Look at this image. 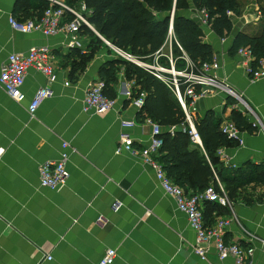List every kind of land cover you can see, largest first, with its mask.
<instances>
[{
	"label": "crops",
	"instance_id": "obj_1",
	"mask_svg": "<svg viewBox=\"0 0 264 264\" xmlns=\"http://www.w3.org/2000/svg\"><path fill=\"white\" fill-rule=\"evenodd\" d=\"M48 1L67 5L66 0ZM238 1L241 12L232 15L230 34L220 37L202 24L204 41L212 45L213 59L220 63L211 73L230 83L253 109L249 120L261 125L253 133L242 131V143L222 147L220 159L229 169L264 160V80H252L242 57L232 51L237 33L257 35L264 29V0ZM34 5L35 0H0V74L11 53L48 45L58 76L52 94L33 117L28 106L46 84L43 74L28 71L20 101L0 86V264H97L107 248L118 250L121 264H236L234 257L221 261L212 243L207 259L198 256L197 233L157 180L155 169L129 151L117 153L123 131L139 149L152 136V125L138 117L134 82L126 78L124 64L116 70L114 107L105 114L83 111L89 84L102 79L101 66L111 59H126L101 45L79 67L81 59L70 53L66 34L14 30L10 17L23 20L34 15ZM182 14L199 22L202 17L191 1ZM171 18L173 26L174 13ZM79 35L80 49L87 50L91 36ZM196 107L197 119L214 110L223 122L231 120L233 109H240L237 98L222 90L211 91ZM123 120H135L137 125L123 128ZM63 142L69 143L67 184L60 190L42 187L40 167L60 158ZM227 200L226 205L206 200L205 222L231 219L224 230L226 242L253 247L251 264H264V184L247 187L235 201Z\"/></svg>",
	"mask_w": 264,
	"mask_h": 264
},
{
	"label": "trees",
	"instance_id": "obj_2",
	"mask_svg": "<svg viewBox=\"0 0 264 264\" xmlns=\"http://www.w3.org/2000/svg\"><path fill=\"white\" fill-rule=\"evenodd\" d=\"M190 1L197 10L206 11L208 25L220 37L232 32V15L241 12L238 0H66V3L76 9L85 5L90 10V23L105 40L144 61H150L153 54L165 48L174 13L172 53L179 58L181 67L186 64L180 58L183 54L198 65L212 61L214 54L212 45L204 41L201 22L182 14L190 6ZM49 6L48 0H35L37 13L23 20L40 19ZM67 13V19L74 17L71 12ZM80 33L91 36L89 48H70V53L79 54V67H84V62L93 57L99 46H110L87 25ZM241 47L251 48L256 58L253 64L256 65L264 58V29L257 35L237 33L232 51L237 53ZM122 64L126 67V78L134 82V97L144 93V105L138 117L150 118L163 127V144L158 160L176 184L190 194L202 193L213 186L218 194L232 201L237 200L247 187L264 184V160L259 163L248 161L235 169L224 167L218 151L222 147L239 144V140L222 131L221 115L208 110L203 117L196 119L202 145L194 142L178 98L165 82L145 68L118 58L107 61L99 70L100 78L106 83V94L112 98L115 96L116 70ZM229 100L235 99L230 97ZM248 117L242 110L233 109L230 119L241 132L253 133L258 127ZM216 177H219L223 188ZM213 206L216 209L221 207ZM205 217L207 219L204 212Z\"/></svg>",
	"mask_w": 264,
	"mask_h": 264
},
{
	"label": "built area",
	"instance_id": "obj_3",
	"mask_svg": "<svg viewBox=\"0 0 264 264\" xmlns=\"http://www.w3.org/2000/svg\"><path fill=\"white\" fill-rule=\"evenodd\" d=\"M67 11L73 14L74 17L72 19H67ZM89 12L90 10L85 5H82L81 9H76L53 1L40 19L19 20L15 16H11L10 24L14 30L22 33L39 31L45 36H56L63 33L68 38V47L83 48V42L79 35L80 30L84 25L94 29L93 24L89 21ZM201 15V24H208L206 11H201ZM172 34L173 26L171 24L169 29L170 38L173 36ZM100 37L116 54L145 68L169 86L185 111L186 121L190 126V134L194 142L202 145L201 136L196 128V105L199 99L205 97L211 91L222 90L226 92L228 95L237 98L240 110L244 114H254L249 103L231 87L230 83L219 79L211 73L212 70L220 68L218 60L213 59L198 65L190 61L186 54H183L180 58L184 59L186 64L180 67L178 65L179 58L174 57L171 47V54H165L163 52L164 49L161 48L153 54L150 61H144L131 52L129 53L113 46L102 36ZM237 55L242 57L245 70L249 73L252 80H264V58L254 65L253 62L256 58L250 47H241L237 51ZM52 57L53 52L50 46L33 45L27 52L11 53L2 67L0 86H3L7 94L16 101L24 98L23 86L31 68L45 76L46 84L40 87L29 103L28 110L31 117L35 115L40 105L52 94L51 85L57 80V70ZM105 89L106 83L102 79L95 80L89 84L83 101L84 112L105 114L114 107L115 100L106 94ZM133 104L141 109L144 105V93L134 97ZM147 121L152 125V136L148 145L142 149L136 148L130 134L123 131L120 134V145L117 153L119 154L123 150L129 151L135 156H140L144 162L155 169L157 180L166 193L175 198L178 209L187 215L191 227L197 233V244L194 247V252L198 256L202 259H207L209 244L212 243L221 261L234 257L236 264H251V259L255 252L253 247H244L238 242H226L223 237L224 230L231 223V219L217 220L212 225H208L205 222L202 207L204 201L219 200L226 205L228 203L227 198L218 194L213 186L208 187L202 193L190 194L183 187L176 184L167 175L163 164L158 160L160 148L163 144L161 136L162 126L150 118ZM253 124L258 128L261 127L258 120L253 121ZM135 125H137L135 120L122 121L123 128H131ZM221 129L230 137L237 138L239 144L242 143L241 131L232 120L224 121ZM68 146V142H63L60 158L41 165L40 183L42 187L60 190L66 186L69 177L66 167L69 160ZM218 154L224 156L223 150L220 149ZM46 257L51 259L50 255ZM117 257V249L107 248L97 264H121L117 261Z\"/></svg>",
	"mask_w": 264,
	"mask_h": 264
},
{
	"label": "rangeland",
	"instance_id": "obj_4",
	"mask_svg": "<svg viewBox=\"0 0 264 264\" xmlns=\"http://www.w3.org/2000/svg\"><path fill=\"white\" fill-rule=\"evenodd\" d=\"M98 36H101L100 34H99V32L96 30V28L94 27V29H92ZM171 38H169V40H168V42L166 43V46H165V48H164V50H163V52L165 53V54H171V47H172V42H171V40H170ZM189 58V57H188ZM190 59V58H189ZM190 61H191V59H190Z\"/></svg>",
	"mask_w": 264,
	"mask_h": 264
}]
</instances>
